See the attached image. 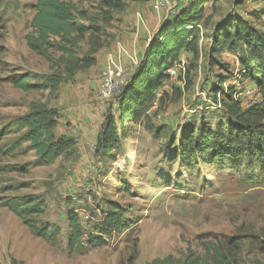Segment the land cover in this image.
I'll return each mask as SVG.
<instances>
[{"label":"rangeland","instance_id":"374dc122","mask_svg":"<svg viewBox=\"0 0 264 264\" xmlns=\"http://www.w3.org/2000/svg\"><path fill=\"white\" fill-rule=\"evenodd\" d=\"M102 1L97 0V4L104 5ZM112 1H120L124 9L102 24L109 34L107 41L121 20L131 16L143 19L155 11L151 0ZM35 2L0 0V167L27 168L26 172L0 170V186L8 187L4 192L0 190V199L39 196L46 208L37 221L58 226L60 235L57 243L45 241L0 204V264H146L166 255L183 259L189 251L202 255L203 242L220 235L241 237L240 264H264V164L205 155L189 164L176 152L188 123L197 126L202 122L212 129L221 123L226 131L224 107L217 106L219 98L211 90L219 78L230 77L227 83L236 90L233 98L243 105L259 99L250 82L240 80L241 65L236 57L241 48L215 54L211 35L215 24L229 17H242L264 29V0H207L205 19L198 26V55L186 56L185 73L169 80L165 89L160 87L139 123L129 124L122 152L112 160L94 158L90 172L81 169L83 175L76 162L63 156L54 164L38 165L28 143L3 154L4 144L20 136L8 132L15 131L17 118L40 105L58 110L60 126L53 133L54 140L72 128L64 118L73 107L65 95L67 82L65 89L52 96L48 90L22 91L6 79L11 73H28L36 83L53 71V63L31 51L25 42V35L32 29ZM179 7L174 9L175 14ZM160 12L164 14L162 22L168 11ZM86 48L83 44L82 52ZM81 75L69 79L74 80L73 84L82 83ZM96 75L99 79V70ZM248 89L252 91L248 93ZM94 93L93 89L92 101L98 103ZM4 131L8 133L3 135ZM75 133L78 139L83 137L80 129ZM111 202L125 209L124 217L131 226L106 237L105 245L87 247L84 253L70 251L68 211L75 209L85 232L96 231Z\"/></svg>","mask_w":264,"mask_h":264},{"label":"trees","instance_id":"16d2710c","mask_svg":"<svg viewBox=\"0 0 264 264\" xmlns=\"http://www.w3.org/2000/svg\"><path fill=\"white\" fill-rule=\"evenodd\" d=\"M102 2L104 5L97 4V0H36L33 4L35 13L31 19L32 29L25 35V42L31 51L53 63V71L36 83L31 81L28 73H11L6 77L7 81L22 91L48 90L53 96L63 82L71 81L69 76L73 77L77 72L92 67L96 63L98 51L108 43L109 34L102 24L110 22L114 13L124 9L120 1ZM206 2L190 0L188 5L179 7L177 14L165 17L161 22L148 41L142 59L117 96L116 117L104 115L94 148L95 158L112 160L119 155L129 124L139 123L152 106L156 91L169 79L167 67L178 59L182 51L194 57L198 55V26L205 19ZM85 3L88 7L83 5ZM255 18H259V15ZM211 40L212 52L215 54L224 49L235 52L241 48V54L236 57L241 65L240 80H248L260 97L252 105L245 106L239 99L233 98L236 90L227 83L230 77L224 75L219 78L211 90L214 97L219 95V102L224 107L226 131H223L221 123L216 129L202 122L197 126L188 123L180 135L176 152L180 160L189 164L197 163L204 155L210 159H247L264 164V29L242 17H229L215 24ZM83 44L87 45L85 52H82ZM58 115L57 109L40 105L17 118L15 131L9 129L8 132H17L20 136L13 143L4 144L6 150L3 154L7 155L14 147L28 143L27 148L35 152L38 165H51L61 156H73L75 138L66 135L56 140L53 138ZM0 170L26 172L27 168L7 165L0 167ZM7 189L0 186L3 192ZM0 204L18 216L36 236L50 243L58 242L60 228L37 221V216L46 208L39 196H3ZM109 205L110 209L105 213L100 229L91 232L82 229L75 209L68 211L70 251L84 253L87 247L105 245L106 237L131 226V221L124 217V208L114 202ZM240 245V236L220 235L203 242L202 255L189 251L183 259L166 255L146 264H240Z\"/></svg>","mask_w":264,"mask_h":264},{"label":"crops","instance_id":"0c3cea01","mask_svg":"<svg viewBox=\"0 0 264 264\" xmlns=\"http://www.w3.org/2000/svg\"><path fill=\"white\" fill-rule=\"evenodd\" d=\"M162 12L154 11L145 15L143 19L138 17H130L117 23V29L114 35L109 39L108 43L102 47L96 55V63L87 70L77 72V75L83 77L82 83L67 81L68 92L63 82L59 89H65V95L68 98V104L73 107L68 109L65 120L71 123V130L66 131L63 135L73 137L76 140L75 152L69 159L74 161L78 170L90 172V166L94 163V153L92 149L98 137L99 126L104 123L102 109L98 103L92 101L91 91L99 87V79L97 78V70L108 62L110 59L120 62L123 66L129 67L133 62L137 65L143 57L144 51L148 45L150 38L156 33L161 19ZM167 16V15H166ZM181 55L190 56L191 53L182 51ZM66 86V85H65ZM58 122L55 132L59 128ZM80 129L83 134L78 139L76 130ZM82 169V170H81ZM83 175V172L81 173Z\"/></svg>","mask_w":264,"mask_h":264},{"label":"built area","instance_id":"2783aa9c","mask_svg":"<svg viewBox=\"0 0 264 264\" xmlns=\"http://www.w3.org/2000/svg\"><path fill=\"white\" fill-rule=\"evenodd\" d=\"M190 0H151V6L155 11H168V16L174 15V9L176 6H186ZM187 66V58L184 55H180L178 59L169 65L166 69V73L169 79L166 80L161 88L165 89L168 81L185 73ZM137 67V63L133 62L129 67L123 66L120 62L110 59L99 70V87L95 90V99L104 109V114H109L114 117L117 115V96L121 89L129 80L131 74ZM252 89H248L247 92H251ZM236 92V91H235ZM234 92V93H235ZM233 93V94H234ZM219 98V95H218ZM234 99H237L234 97ZM253 102H247L245 106L252 105ZM218 107H221V102L216 101Z\"/></svg>","mask_w":264,"mask_h":264}]
</instances>
